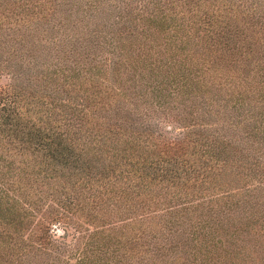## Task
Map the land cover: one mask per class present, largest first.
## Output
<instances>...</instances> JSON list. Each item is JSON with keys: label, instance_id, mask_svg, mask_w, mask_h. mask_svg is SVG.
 <instances>
[{"label": "trees", "instance_id": "1", "mask_svg": "<svg viewBox=\"0 0 264 264\" xmlns=\"http://www.w3.org/2000/svg\"><path fill=\"white\" fill-rule=\"evenodd\" d=\"M0 264H264V0H0Z\"/></svg>", "mask_w": 264, "mask_h": 264}, {"label": "rangeland", "instance_id": "2", "mask_svg": "<svg viewBox=\"0 0 264 264\" xmlns=\"http://www.w3.org/2000/svg\"><path fill=\"white\" fill-rule=\"evenodd\" d=\"M41 188V187H40ZM32 190V188H30L29 189V191H31ZM43 194V193H42ZM44 195V200H50L49 199V196L48 195H46V194H43ZM73 219V218H72ZM83 225L84 226H86V227H88L87 226V224H85V223H83ZM29 231H28V227L26 228V229H24V230H22V231H19V234H20V237L19 238H21L22 240H24L25 242L23 243V242H21V243H23V245H26L27 243H30L29 241L31 240V234L30 233H28ZM59 232H60V225L59 226H57V232H56V234L55 235H58L59 234ZM29 239V240H28ZM70 238L68 237V239H67V241L69 240ZM33 242V241H32ZM70 242L72 243V240H70ZM20 243V244H21ZM32 244V243H31ZM72 247H74V243H73V245H69V246H67V247H65V248H62L61 249V251H59V253H57V254H55L58 258H60V259H62V260H67V258H66V256H69V255H71L73 252H71V251H73L74 250V248H72ZM68 261L69 262H72L73 261V258H72V256H71V258H69L68 259Z\"/></svg>", "mask_w": 264, "mask_h": 264}]
</instances>
